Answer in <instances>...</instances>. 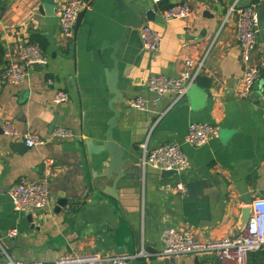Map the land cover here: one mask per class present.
I'll use <instances>...</instances> for the list:
<instances>
[{"label": "crops", "instance_id": "obj_1", "mask_svg": "<svg viewBox=\"0 0 264 264\" xmlns=\"http://www.w3.org/2000/svg\"><path fill=\"white\" fill-rule=\"evenodd\" d=\"M68 1L55 0V15L34 20L41 0H0V41L7 64L18 62L20 47L33 33L47 41V63L41 71L32 68L22 84L0 79V122L12 121L17 133L14 138L0 135V263L6 257L52 264L73 255H132L143 246L152 257L130 264H214L210 255L159 257L160 235L168 227L189 230L204 242L235 235L244 227V212L250 216L251 203L264 198V106L257 90L244 99L235 95L243 65L234 17L226 19L233 4L257 6L256 1L161 0L154 5L150 0H123L125 7L140 12L139 28L150 27L161 40L156 52H145L137 28L115 53L111 46L122 36L129 14L119 12L114 0H87L76 34L66 39L58 12ZM182 2L189 5L191 16L165 21L161 12ZM149 10L154 16L148 21ZM203 58L198 78L208 87L196 80L176 103L173 94L147 91L150 77H177L185 59ZM252 58L264 60L261 23ZM112 73L116 97L110 90ZM59 91L68 101L54 105ZM138 97L146 101L142 111L130 106ZM112 110L118 114L112 140L122 152L118 177L106 173L107 152L92 151L107 141ZM193 123L214 126L215 138L198 148L185 144ZM25 133L49 142L27 148ZM143 144L149 150L178 144L189 169L170 178L153 169L143 174ZM44 178L47 208L15 212L7 190L22 180ZM179 183L182 195L176 191ZM59 200L66 204L58 210ZM247 264H264V249L249 253Z\"/></svg>", "mask_w": 264, "mask_h": 264}, {"label": "built area", "instance_id": "obj_2", "mask_svg": "<svg viewBox=\"0 0 264 264\" xmlns=\"http://www.w3.org/2000/svg\"><path fill=\"white\" fill-rule=\"evenodd\" d=\"M154 5L161 0H150ZM87 0H69L58 12V25L61 35L72 39L74 24L79 12L84 10ZM167 22L185 20L191 16V9L187 3H177L161 12ZM233 16L236 28V40L239 56L243 65V73L236 84L235 95L238 99L246 98L253 90H257L260 101L264 106V60L252 58L259 32L258 9L254 4L237 6L233 4L226 19ZM141 47L145 52H156L160 45V36L148 26L138 29ZM47 59L41 48L28 41L23 43L18 54V62H10L1 74L0 79L10 84H22L29 76L34 64L44 66ZM204 58L197 62L185 59L180 74L177 77L152 76L146 83L149 93L157 96L174 95V103L180 101L188 88L194 84L203 69ZM52 85L51 80H47ZM68 101L65 92H56L52 104L59 105ZM130 106L136 111L145 109L146 101L138 97L131 101ZM2 134L6 137H17L12 121L3 119L0 122ZM217 129L205 123H193L187 128L184 143L198 148L209 143L216 136ZM27 148L45 146L49 139H42L28 133L22 135ZM142 150L140 169L142 173L147 169L156 171H186L190 167L188 158L182 153L178 144H164L154 149H147L146 144L140 146ZM176 191L184 194L182 184L176 185ZM7 196L17 213L40 211L49 204V189L47 179L40 181L22 180L7 190ZM250 216L246 225L235 235H228L215 241H197L189 230L165 228L160 235L161 251L158 256L164 259H177L184 256L200 257L210 255L222 264H247V256L264 249V198H257L251 203ZM10 232L9 236H14ZM152 257L143 246L136 254L101 257L98 254L89 256L61 257L52 264H130L138 260L147 262ZM0 264H43L41 262H20L8 257ZM176 264V263H173Z\"/></svg>", "mask_w": 264, "mask_h": 264}, {"label": "water", "instance_id": "obj_3", "mask_svg": "<svg viewBox=\"0 0 264 264\" xmlns=\"http://www.w3.org/2000/svg\"><path fill=\"white\" fill-rule=\"evenodd\" d=\"M115 3L118 5V10L121 13H127L129 14L130 19L127 20V22L125 23L124 26V30H123V34L122 36L115 41L112 46L111 49L112 51L115 53L116 49L118 47V45L124 41L126 35L128 33L131 32V30L137 29L139 28L140 24H141V20L138 14H140V12L135 11L134 9L131 8H127L124 6L123 0H114ZM257 3V9H258V20L259 23L264 24V0H255ZM57 13V9L55 8V0H41V5L37 8L36 12H35V18L34 20H38L40 17H51L53 15H55ZM85 14V10H82L81 12H79V14L76 17L75 20V24H74V34H76L77 29L83 19V16ZM146 19L149 21L151 20V17L154 16V13L149 10L145 13ZM33 69L41 71V66L34 64L32 66ZM115 76L114 73L111 74V80H110V90L112 92V94L116 97L117 96V92L114 88V80ZM113 112V117L109 123V127L107 130V141L98 149V150H92L93 153L98 154L100 152L106 151L108 156H109V165H108V169H107V174H116L117 177L120 175L119 172H117V169L119 168V161L121 159L122 156V152L121 150L116 146V144L114 143V141L112 140V130L113 128L116 126V120H117V112L115 110H112ZM54 125H55V120H53L48 128V133L51 134V132L54 129ZM2 134V131L0 129V135ZM19 148V147H18ZM22 149L25 148L24 145H22L21 147ZM185 171H180V172H176L174 170L172 171H160V176L161 178H170L172 176L175 175H184ZM66 204L65 200H59L57 203V209L59 210L60 208H63ZM57 210V211H58ZM249 212L245 211L244 212V220H242L246 225L248 218H249ZM140 264H144V263H140ZM214 264H222L220 263L217 259H215Z\"/></svg>", "mask_w": 264, "mask_h": 264}, {"label": "trees", "instance_id": "obj_4", "mask_svg": "<svg viewBox=\"0 0 264 264\" xmlns=\"http://www.w3.org/2000/svg\"><path fill=\"white\" fill-rule=\"evenodd\" d=\"M3 7L2 4L0 3V16L3 12ZM29 43L31 44H36L37 46H39L43 52V54L45 55V50L47 48V41L46 39L40 35L39 33H33L28 40ZM7 62L5 61V46L2 44V42L0 41V68H1V73H3V71L6 69L7 67ZM197 83L199 86L202 87H208V82H203L201 78H197Z\"/></svg>", "mask_w": 264, "mask_h": 264}]
</instances>
